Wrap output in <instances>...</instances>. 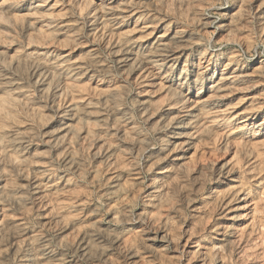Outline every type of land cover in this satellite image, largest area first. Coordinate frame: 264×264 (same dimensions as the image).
Returning a JSON list of instances; mask_svg holds the SVG:
<instances>
[{
    "label": "rangeland",
    "instance_id": "1",
    "mask_svg": "<svg viewBox=\"0 0 264 264\" xmlns=\"http://www.w3.org/2000/svg\"><path fill=\"white\" fill-rule=\"evenodd\" d=\"M0 264H264V0H0Z\"/></svg>",
    "mask_w": 264,
    "mask_h": 264
}]
</instances>
